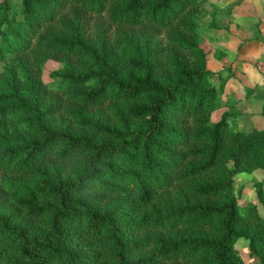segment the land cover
I'll use <instances>...</instances> for the list:
<instances>
[{
    "label": "trees",
    "instance_id": "1",
    "mask_svg": "<svg viewBox=\"0 0 264 264\" xmlns=\"http://www.w3.org/2000/svg\"><path fill=\"white\" fill-rule=\"evenodd\" d=\"M210 1L0 0V264H264V181L236 189L264 126L208 80Z\"/></svg>",
    "mask_w": 264,
    "mask_h": 264
},
{
    "label": "rangeland",
    "instance_id": "2",
    "mask_svg": "<svg viewBox=\"0 0 264 264\" xmlns=\"http://www.w3.org/2000/svg\"><path fill=\"white\" fill-rule=\"evenodd\" d=\"M11 1L15 6L14 0ZM208 9L217 12L222 24L221 29L204 32L201 42L208 52V67L212 71L208 80L216 86L224 83L223 95L240 100L238 110L242 117L235 120V124L246 130L261 128L264 126L262 103L255 98L247 100L245 95L247 87L264 85V0H211ZM210 20L211 16L204 18L205 23ZM2 66L0 63V68ZM58 66L57 61L47 62L44 74L46 82L53 81L50 72ZM222 111H217L215 117L218 118ZM261 181H264V170L236 176V189L243 190L240 197L242 205L256 202L253 183ZM259 206L264 215V203ZM237 246L246 262L257 263L255 258L249 256L245 241H239Z\"/></svg>",
    "mask_w": 264,
    "mask_h": 264
},
{
    "label": "crops",
    "instance_id": "3",
    "mask_svg": "<svg viewBox=\"0 0 264 264\" xmlns=\"http://www.w3.org/2000/svg\"><path fill=\"white\" fill-rule=\"evenodd\" d=\"M258 171L260 172V170H256L254 173H256V172H258ZM254 173H247V174H254Z\"/></svg>",
    "mask_w": 264,
    "mask_h": 264
}]
</instances>
